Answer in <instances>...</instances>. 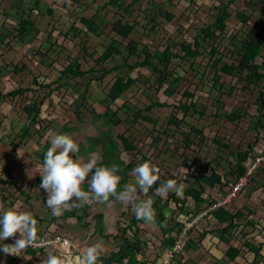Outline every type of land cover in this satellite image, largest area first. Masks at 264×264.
<instances>
[{
  "label": "rangeland",
  "instance_id": "rangeland-1",
  "mask_svg": "<svg viewBox=\"0 0 264 264\" xmlns=\"http://www.w3.org/2000/svg\"><path fill=\"white\" fill-rule=\"evenodd\" d=\"M107 1L0 0V36L4 40L20 16L28 17L35 22L34 27L23 37V43L18 42L17 39L9 38L11 44L0 42V92L7 93L21 87L31 88V91L24 94L15 97L7 96L5 100L0 97V119L7 127L11 126L15 129L7 128L5 131L3 127H0V139H2L0 140V171L5 167L12 169V175L18 176L17 182L22 184V189L25 192L22 193L16 185L11 184L10 178L7 180L10 185H6L7 183L2 185V182L7 178L6 173L0 175L3 180L0 185L4 187L6 194H9L5 208L9 206L19 211L36 212L40 216L42 221L37 225L38 234L53 231L54 235L69 236L83 250L93 244L101 243L104 246V255L110 257L113 250L117 251L119 246L125 245L122 238L111 236L115 233L121 234L122 230L110 218V216L117 218L121 211H125L124 208H120L124 205L115 198H111L110 202L105 204L90 199L87 201L91 203L89 208L87 206L81 209L75 207L78 214L82 210L84 211V218L80 221L77 217L66 219L62 215L53 216L51 209H40L39 201L40 197L43 199V193L37 188H31L34 182L24 183V175L19 176L18 164L30 163L33 169L29 171L35 172V179L39 170L38 167L36 168V164H39L40 155L44 151L43 139L50 133L48 127L54 129V133L47 136L48 138L53 136V139L57 135L54 134L59 131L63 123L75 124L76 128L70 136L78 143L87 146V137H93L95 132L103 127L104 119L111 118L114 121H119L117 126L109 124L112 126L113 132L115 134L123 132L131 140H136L135 145L137 149H142V154L151 153L153 147L155 148L153 143L157 142L156 145L161 152L156 151L155 154H158L171 168L165 177H171L173 174L185 185L183 181L186 174L193 176L214 167L216 170L226 173L224 187L206 186L205 196L209 199L217 197L229 186L234 177L230 173L235 165L232 152L245 151L249 145L253 144L252 158L255 155L264 154V117L257 110L258 91L264 87V81L258 85H247L243 80L239 83L238 76L222 74L220 82L223 83L224 90L221 93L218 92L211 82L215 71L209 67V50L216 46L222 52L225 62L237 64V56L232 53L236 46L229 37L235 35L240 41L246 35L253 37L260 32L264 23V14L261 9L264 0H257L258 5L254 10L255 13L251 15L247 24L240 22L236 15L237 12L251 14L246 0H141L132 6H129L131 0H126L122 11H118L113 6H105ZM221 1L223 3L232 1L230 2L231 16L226 21L227 32L224 34L218 31V36L215 39L205 43L206 50L201 48L204 53L194 60L175 57L170 63L159 64L162 69L172 72L176 80H173L172 77L169 81L159 85L157 79L159 74L153 72L152 69V66L158 61L153 58L142 65L144 57L129 55L126 45L130 39L139 42V49L147 44L152 51L156 48L163 50L168 43L173 41L192 42L202 27L216 21L214 7ZM49 7L52 8L53 15L49 14ZM97 11H99L97 22L105 28L102 33L97 25L88 29L80 21V17H93ZM168 12L174 15L173 19L166 17ZM122 17L134 24V29L128 39H123L111 30L112 23ZM111 43H114L121 53L114 55L105 63L98 64L96 58ZM235 43L238 42L235 41ZM173 51L174 53L181 52L178 47ZM68 56L78 57L84 70L91 66L100 67L101 65L106 68L119 66L120 69L108 74L102 80L97 79L99 73L91 72L83 78H74L71 75L63 74L62 71L67 64ZM257 61L262 62L260 57L257 58ZM16 65L18 67L25 65L26 67L17 72ZM262 69L264 70V66ZM118 75H131L136 78V83L119 99L113 101L108 94ZM50 89H53L54 92L47 98L44 95ZM77 89L81 93L86 90L83 99L79 97ZM186 90L195 93L192 102L196 103L197 111L191 109L190 114L183 120V113L177 107L189 102L183 96ZM31 98L37 99L36 101L44 99L40 116L41 127L48 126L41 129L40 136L33 130L32 139L23 143L20 137H14V133L25 122L27 114L24 112V108L28 106ZM160 102L167 104L163 107L154 106L151 110L146 109L148 104ZM123 104L131 108L130 114L125 112ZM141 109L143 115L151 117L156 122L134 119L133 113ZM234 110L240 117L232 120L229 116ZM105 111L107 116H103ZM98 113H101L102 117L98 118ZM173 114L184 121L181 127L176 128L175 125L169 124L168 120ZM259 120L262 121V127L259 125L257 129H254ZM94 124H97L98 127H95ZM190 126L200 129L201 134L197 135L192 132ZM184 131L192 132L189 137L193 139V144L190 147L183 144L182 132ZM257 135L260 140L255 143ZM2 136L4 137L2 138ZM215 138L221 141L220 145L214 142ZM13 139L18 145L16 150H12L10 145ZM120 148L121 158H124L125 162H127L126 159L137 164L141 162V156L137 150L125 151L122 145ZM92 153H97L101 157V147L96 145L94 151L83 159L86 161ZM10 155L11 159H5ZM184 157L190 159L187 164L183 163ZM190 180L192 179L190 178ZM128 182H134L133 175ZM155 187L158 186L153 187L154 192ZM187 189L188 187L185 185L183 191L178 195L182 196ZM86 191H88V186ZM148 194L140 195L142 199H151L152 201L158 197L156 195L157 197L152 198ZM186 199L187 210L190 213L195 212L197 209L194 200ZM173 207L175 208V206ZM116 208L118 209L116 210ZM232 209L234 211L243 209L246 214L238 237L246 238L254 245L259 246L264 241V169L258 170L249 187L233 201ZM178 211L180 210L166 209L168 216V220L166 219L164 222L166 227H171L175 223L174 218ZM99 213L103 214L106 221H104L102 231H98L94 221L95 215ZM125 215L123 214L122 217L126 224L136 216L133 211H128ZM112 221L115 223V227L109 228ZM206 221L207 219H203V223ZM51 222L53 223L51 224ZM50 224L52 227H49ZM137 225L141 229L139 236L147 240L148 248L144 256L147 259L149 255H154V260H149L147 264H163L162 255L167 245L163 243L159 246V243L165 238L160 226L156 223ZM208 226L207 224L202 226L193 234V242L197 245L199 253L196 248L185 249V251L183 249L184 254L181 251L172 264H178L185 257L187 258L186 264H222V260L225 259V244H220L216 239L210 237L199 242L203 231L211 229ZM106 234L111 237H106ZM122 235L123 233L120 236ZM126 236L132 242L135 241L133 230L126 231ZM148 241L152 246L148 244ZM232 243L240 245L235 240ZM55 247L56 249H54ZM80 247L78 248L80 249ZM215 247L218 251L214 249ZM67 248L68 246L64 242L51 246L50 249L54 250L50 252L73 258L74 252H70ZM22 253L19 257H22ZM5 255L0 251V264H3ZM78 255L76 254L74 257ZM39 256L41 259L38 257L36 263H32V259L28 258L27 260L24 257L20 258L17 264H42L45 257L42 254ZM254 257V253L243 251L242 256L230 264H248ZM261 257H264V247L261 250ZM260 264H264V260Z\"/></svg>",
  "mask_w": 264,
  "mask_h": 264
},
{
  "label": "trees",
  "instance_id": "trees-1",
  "mask_svg": "<svg viewBox=\"0 0 264 264\" xmlns=\"http://www.w3.org/2000/svg\"><path fill=\"white\" fill-rule=\"evenodd\" d=\"M139 2H141V0H131L129 6L135 5ZM230 2L232 1H229L228 3L226 2L223 3V1H221L219 5H216L214 7L216 10V21L211 25L209 24L205 27H202L200 31L197 32L192 42L188 43L187 41H181V42L173 41L171 43H168L163 50L156 48L154 51H152L147 44L144 45L142 49H139L138 48L139 42L134 39H130L126 45L129 55L132 54V55L144 57V61L142 62V65L150 61L153 58L156 59L158 62L155 65L152 64L153 65L152 69H153V72L159 74L157 77L159 85L165 83L166 81H169V79L173 77V73L167 72L166 69H162L161 67H159L160 66L159 64L160 63H170L174 57H180L186 60H194L198 56L202 55L204 53L203 51L206 50L207 48L205 47V43H208L210 40L215 39L218 36L217 34L218 31L224 34L225 32H227L226 31L227 29L226 21L231 16ZM246 4L251 9V14H246L245 12H237L236 14L237 19L244 24H247V22L250 20L251 15L255 13L254 10L258 5V1L257 0H246ZM125 5H126V0H108L105 6H113L118 11H122ZM261 9L264 14V5H262ZM48 12L51 15H53L54 13L51 7L48 8ZM98 15H99V11H97L93 15V17H85V16L80 17V21L88 29H91L93 25H97L98 28L101 29L100 33H102V31H104L105 28L101 26V24L99 25V23L97 22V19L99 17ZM166 17L169 19H173L174 15L168 12L166 13ZM34 25H35L34 20L28 17L26 18L24 16H20L18 22L14 25V28L8 33V37L4 40L0 36V42L1 43L7 42L8 44H11V41L8 40L9 38L13 40L17 39L18 42L23 43L22 41L23 37L29 33L30 29L34 27ZM133 29H134V24H132L129 21H126L122 17L121 19H118L112 23L111 30L115 32L117 35H119L120 37H122L123 39H128ZM229 38L231 42L236 46V49H234L232 53L233 54L235 53L237 56V59H238L237 64H228L227 62H225L223 59L222 52H220V50L216 46L211 47V49L209 50V54H210L209 67L210 69H212V71H215L211 79L212 86H214V88L220 93L224 90V85L222 82H220L222 78V74L238 76L239 83L241 82V80H243L245 84L247 85L249 84L258 85L260 82L264 81V70L262 69L264 66V23L262 24L260 32L256 33L253 37H251L250 35H246L244 39L240 41L237 39L235 35H230ZM235 41H237L238 43H235ZM176 47L180 49L181 53L173 52V48H176ZM201 48L204 50L201 51ZM120 53H121L120 49H118L114 43H111L109 46L106 47L104 52L96 58V62L98 64L105 63L109 61L110 59H112L114 55L120 54ZM258 57L261 58L262 60L261 63L257 61ZM25 67H26L25 65H23L22 67H18L16 65L15 70L17 72L22 71L24 70ZM118 69H120L119 66L106 68L101 65L100 67L91 66L89 69L84 70L82 69V64L80 63V60L78 57L68 56L67 64L63 69V74H69L73 77L83 78L90 72L99 73L100 75L97 76V79L102 80L105 76H107L108 74ZM173 80H176V77H173ZM134 83H136V78H134L131 75L116 76L115 81L110 88V91L108 94L109 97L113 101L119 99L120 96L125 91L129 90L134 85ZM28 91H31L30 87H21L15 90H11L7 93L0 92V97L4 98L5 100L7 96L15 97L19 94H24ZM53 92H54L53 89H50V91L48 93H45L46 95L44 96L48 98ZM77 92L79 93V97L83 99L84 94L86 93V90L81 93L80 90L77 89ZM167 92L170 93V91H167ZM183 96H185L189 100V102L187 101L179 105L177 108H179L182 111L183 120H184V118L190 114V110L193 109L197 111V107H196V103L192 102V98H194L195 96V93L193 91L186 90L183 93ZM36 100L37 99L31 98L30 102L28 103V106L24 108V112L27 114L25 119L23 117V119L25 120L24 124L21 126V128L18 131H16V133L13 132L14 137L16 138L20 137L23 143L26 140L32 139L33 130H35L40 136L41 129H44L45 127L48 126V125H43V127H41L42 121L40 119V116H41V112L43 109L44 99H42L41 101H36ZM166 104H167L166 102L151 103L146 106V109L151 110L154 106L163 107ZM123 106H124L125 112L130 114L131 108L128 105L123 104ZM257 110H258V113L262 114V116L264 117V87H262L259 90V94L257 98ZM142 111H143L142 109L135 111L133 113L134 119L147 120L148 122H156L151 117L143 115ZM97 116L102 117L101 113H98ZM103 116H107L106 111ZM239 117L240 116L237 115L236 110L232 111L229 116V118H231L232 120L239 118ZM183 120L178 119L177 116L173 114L170 116L168 122L169 124L175 125L176 128H179L182 126V124H184ZM117 122L119 121L114 122L111 120V118L105 120L106 124H111V123L116 124ZM259 125H261L262 127L261 120H259L256 123V125L254 126V129H257ZM0 127H3L5 131L7 130V128H13L11 126L7 127V125L4 124V121H2L1 119H0ZM75 128H76L75 124L68 125L66 123H63L59 131L56 132L54 135L56 134L57 135L59 134L71 135V133L75 130ZM189 128L190 130H192V132H195L197 135L201 134L200 129H196L193 126H190ZM48 130H50V133L47 136L54 133V129L52 127H48ZM100 132L101 134L103 133L104 136H101V135L98 136L96 133V135H93V137L91 136L87 137L88 138L87 147L83 143H78L79 149H80L79 156L81 157V156H84V155H87L93 152L95 149V146L100 145L101 150H102V159L100 161V165L101 166H104V165L111 166L112 164L119 165L122 168V172L119 173V175L122 176V181H121V186H122L123 184L126 183V179L128 178L129 175H131L130 173L133 171L135 166H137L136 162L131 161L129 163H125V161L121 159L118 153L117 142L114 136L112 135V133L110 132V130L106 132H102V131ZM192 132H185V131L182 132L183 144L187 147H190L193 142V140L189 137L190 133ZM47 136L43 139L44 140V151L40 155V158H39L40 162L39 164L38 163L36 164V168L37 167L39 168L38 173L41 170V166L43 165V162H44L43 161L44 154L46 153L48 148L51 147V140L53 136H51L50 138H48ZM3 137L4 136H2V138ZM118 138L120 139L125 150L127 151L137 150V153L141 154V156L143 157V160L141 163L145 161H150L157 166L168 164L161 157H159L158 154H155L156 151L161 152L160 150H158L159 148L157 147L158 145H156L157 144L156 141H155L156 144L153 143L155 148L153 147V150L151 151V153L147 155V154H142L141 153L142 149H137V146L134 144V141L131 140L124 133L119 134ZM259 140H260V137L257 135L255 138V143H258ZM214 142L217 145L221 144V141L218 140V138H215ZM10 145L12 146V150H16L18 148V145L14 141V139L12 140ZM150 146L152 147V145ZM251 150H254L253 144L249 145L248 149L245 151L232 152L234 154L235 165H234V169L230 170V173L240 175L245 171L246 164L250 163ZM9 157H11V155L5 159L7 160L11 159ZM73 158H77V157L73 155ZM188 160H189L188 157H184L183 163L186 164ZM22 165L25 169H22ZM18 168H19V176H21L24 172L33 169L31 168L30 163H24V162L22 164L21 163L18 164ZM167 170L171 171V168L167 167ZM2 173L7 174V178L4 183L1 181L2 179L0 177L1 179L0 182H2V185H5V183L10 185L11 183L13 185H16L22 193L25 192L22 189V187L19 185V183L17 182L18 176L12 175V169H8L6 167L4 169L1 168L0 175ZM8 178H10V183H8L7 181ZM190 178L193 179V182L190 181ZM168 179L176 180L177 177L172 174L170 178L162 177L161 181H167ZM186 181L190 183V185L187 191L183 192L182 196H178L175 193H168V198L161 199V200L158 199L156 201H153V208L156 210V214H157L156 221L159 224L160 226L159 228L160 230H162L163 234L171 232L172 229L174 228V227L168 228L164 225V221L166 220L164 209L168 207V204H170L171 201L182 203V207H180L179 209L183 211L184 205L187 201L186 198H188V196H191L192 199H194L196 203H199V201L202 198V194L205 191L204 185L214 187L218 184H222V176L216 171V169H212L210 174H206V171H203L201 172V174L196 175V176L187 174ZM30 183H33V182L30 181ZM41 183H42V177L39 173L35 179L34 185L31 186V188L34 187L36 189L37 188L36 186L40 188ZM87 186H88L87 184L83 186L85 191L87 190ZM157 186H159V182L157 183ZM40 189H41V193H43L42 195L43 199L41 198L40 203L43 205L44 204L46 205L47 199H48V193L44 189L42 188ZM153 192H154V189H151L149 191L150 194L148 195L153 194ZM158 197L160 198V196ZM7 200L8 198L6 196L0 198L1 202H7ZM86 206L89 208V205L85 203V205L83 204L81 206H78V209L84 208ZM76 211L77 209H75V207H70L69 209L64 210L61 215L64 216L66 219L77 217L78 221L82 220L84 218V215H83L84 211L82 210L80 214H78ZM240 214L241 213H238L237 215H240ZM32 215L37 219L38 223H41L42 219L40 218L39 215H37L36 212H32ZM213 216L215 220H217L220 224L222 225L226 224V225L219 228L217 232L216 231L214 232L204 231L203 235L211 234L212 236H215L217 240L221 243L229 242L230 239L227 237V235L232 234L233 229L236 227L235 223L232 222L235 216L228 213V211L224 209H219L217 211H214ZM110 218H112L113 221L118 224L119 229H121L123 233L122 236H120L122 233L121 234L118 233V235L115 233V235H111V236L122 238L123 241L125 242V245L119 246V249L117 251L113 250L111 252L110 257H102L103 264H137V262H141L142 264H145L143 261H141V259L145 258L144 254L148 247H147V240H144L139 236L141 229H140V226L137 224H140L138 221L140 219L133 217V219H131V221L126 224L123 222V217L120 214L117 215V218L111 217V216ZM94 221L96 222L95 225L98 231H102L103 230V226H102L103 214L99 213L95 215ZM141 222H144V221H141ZM52 223L53 222H51V224ZM51 224L49 227H52ZM129 230H133V236L135 238V241L133 242L130 240L128 236H126V231L128 232ZM48 233L52 236L54 235L53 231L48 232ZM111 236L106 234V237L110 238ZM165 242L169 243L170 240L167 239L165 240ZM148 244L150 245L149 241H148ZM244 245L247 250L253 252L254 254H256V256H260L259 247L253 245L247 240L244 241ZM235 248L236 247L231 245V246H228L226 250L225 254L228 256L230 261H234L236 257L238 256V251ZM54 249H56V247ZM54 249L48 250L46 248H33V249L29 248L23 251L24 254L22 253L21 258L26 257V258L32 259L34 257H37L39 254H43L44 256H46V254L48 253L54 254V252H50V251H53ZM18 260H19V255L18 256L9 255L5 258L3 264H16L18 263Z\"/></svg>",
  "mask_w": 264,
  "mask_h": 264
},
{
  "label": "clouds",
  "instance_id": "clouds-1",
  "mask_svg": "<svg viewBox=\"0 0 264 264\" xmlns=\"http://www.w3.org/2000/svg\"><path fill=\"white\" fill-rule=\"evenodd\" d=\"M74 78H78V77H74ZM105 120L106 119H104L103 127L100 128L101 130L96 131L95 135L97 133L98 136L99 135L104 136V134L103 133L101 134L100 131L106 132L110 130L115 140L117 141L118 153L120 155L121 152L120 145H122V143L118 138V135L122 134L123 132H118L115 134L112 130V126L106 124ZM94 125L95 127H98L97 124ZM112 125L117 126L118 122ZM133 141L135 144L136 140ZM79 151L80 149L78 142L75 141L70 135L59 134L56 135L51 140V147H49L46 153L44 154V159H43L44 162L43 165L41 166V170L39 171L42 177V183L40 185V188L44 189L48 193L46 207L51 209L53 216H59L62 214L64 210H67L70 207L81 206L83 203L84 205L85 203L90 205L91 203L87 202L90 199L94 200L97 203L105 204L110 202L111 198H115L122 205H124L120 208H124L125 211H121L119 213L120 215L123 214L125 215L128 213V211H133V213L136 215L134 217L140 219L138 220L140 224H144L145 222L147 224L156 223L157 225H159L156 221L157 214H156V210L153 208V201H156L158 199L161 200L168 198L167 195L168 193H175L178 195L183 191L185 185L186 187H189L190 185V183L186 181V176L184 177V181H183L185 185L182 184V181L179 179L176 180L168 179L167 181H161L162 177L166 178L165 174L169 172L167 170V167L169 166L167 164L157 166L150 161H145L141 163L143 157L141 156V154H139L141 156V162L139 164L136 163L137 166H135L133 171L130 173L131 175L134 176V182L132 183L128 182V180L131 178V175H129L128 178L126 179V183L121 186L122 176L119 175V173L122 172V168L119 165L112 164L111 166H107V165L101 166L100 161L102 159V155L100 157V155L97 153H92L90 157L85 161L83 158L86 157L88 154L80 157ZM73 155H75L77 158H73ZM257 156L260 155H255L253 156V158L252 157L250 158V163L246 164L245 171L242 174L240 175L233 174L234 177L232 179V182H230L229 186L226 189H224L222 193L218 194L217 197H213L212 199L206 197L205 192H206V186L208 185H204L205 191L202 194V198L199 201V203H196L195 200L193 199L197 209L195 212L190 213L187 210V206H186L187 201L184 205L183 211L179 209L180 207H182V203L171 201L170 204H168V207L164 209L165 215H166V209H171V210L174 209L180 211H178V214H176L174 218L175 223L172 224L171 226L174 227L172 231L163 234L165 236V238L163 239L164 241L167 239L170 240L169 243L166 242L167 245L166 246L167 248L165 247L166 254L164 252L162 255L163 264H165L166 262L172 264V261L181 251H183V249L184 251L185 249L188 250L190 248L197 249L198 248L197 245L193 242V234H195L196 231L200 229L202 226L206 224L209 225L208 228L211 229L206 231H212V232L214 231L217 232L219 228L225 226L226 224L223 225L220 224L217 220H215L213 216V212L219 209H224L228 211V213L235 216L232 222L235 223L236 227L233 229L232 234L227 235L230 241L227 243L225 242L221 243L217 240L215 236L208 234V235H202L199 238V242H202L208 237L214 238L220 244L226 245L225 253L228 246L232 245L236 247L235 249L238 251V256L236 257V259L242 256L243 251H249L246 249L244 245V241L246 240L249 241V240L246 238L243 239L241 236L238 237V235H240L239 234L240 230H242L240 228L243 227V219L246 218V214L244 213L243 209H238L234 211L232 209V204L233 201H235L239 197V195L249 187L251 180L256 176L258 170L264 169V163H261L259 166L258 165L254 166L253 176L251 177L249 183L244 187H242L241 190L235 196H229V193L230 191H232L233 187L238 182L239 177L246 174V172L251 167H253V162ZM126 161L127 162L125 163L131 162L127 159ZM189 161L190 159L188 160V162ZM212 169H215V167L209 168V170L206 171V174H210ZM93 170L95 171L93 172ZM216 171L222 176V184H218L212 188L224 187L226 184V179L224 178L226 173L224 174L218 170ZM199 174H201V172ZM190 181L193 182V179ZM158 182H159V186L155 187V192L154 194H151V197L155 198L157 197L156 195H158L160 196V198L157 197L153 201L151 199H142L140 194H144V195L148 194L149 191L153 189V187L157 185ZM85 184L88 185V191L84 190L83 186ZM20 186L22 187L21 183ZM8 195L9 194H6L4 187L3 186L1 187L0 185V198L5 196L8 198ZM188 198L192 199L191 196H188ZM40 201H41V197H40ZM5 203L6 202L0 201V243H1L0 251L6 254L5 255L6 258L9 255L18 256L26 249H29L30 248L29 246H32L35 243L36 239L40 237V235L43 234L44 232L38 234V227H37L38 221L32 215V213L27 211H19L10 208L9 206H6L5 208ZM173 206H175V208ZM117 209L118 208H116V210ZM238 213L241 214L237 215ZM166 219L168 220L167 215H166ZM203 219H207V221L203 223ZM104 221H105V217L103 216V222ZM108 227L109 228L115 227V223L112 221ZM11 237H14L15 240H12ZM233 240L238 241L240 245L233 244L232 243ZM72 242L74 246L72 247L68 246L67 250H69L70 252H74L73 256L79 254L77 257L70 258L63 255L48 253L43 259L42 264H103L102 257H107L104 255V246L101 243H96L87 247L85 250H80L77 247V243H75V241ZM161 245H163V243H161ZM257 247L260 248V256H256V254H254L255 256L254 259L252 260L251 263L248 264H260L264 260V257H261V250H263L264 241L260 243V245ZM48 250H52V249L48 248ZM184 251L182 253H184ZM224 255H225V259L222 261V264H230L231 262H234L236 260L235 259L234 261H230L228 256L226 254ZM20 258L21 257H19V259ZM144 259H146V257Z\"/></svg>",
  "mask_w": 264,
  "mask_h": 264
},
{
  "label": "built area",
  "instance_id": "built-area-1",
  "mask_svg": "<svg viewBox=\"0 0 264 264\" xmlns=\"http://www.w3.org/2000/svg\"><path fill=\"white\" fill-rule=\"evenodd\" d=\"M261 163H264V155L257 156L253 162V167H251L246 174L243 176L239 177L238 182L236 185L233 187L232 191H230L229 196H235L242 187L247 185L253 176V170L254 166H259ZM12 240H15L14 237H11ZM67 246H74L72 240L62 234H56V235H50L48 232H44L43 234L40 235L35 241V243L32 246H29L30 248H50L51 246H55L61 243H64ZM74 248V247H73ZM165 264H169V262H166Z\"/></svg>",
  "mask_w": 264,
  "mask_h": 264
},
{
  "label": "crops",
  "instance_id": "crops-1",
  "mask_svg": "<svg viewBox=\"0 0 264 264\" xmlns=\"http://www.w3.org/2000/svg\"><path fill=\"white\" fill-rule=\"evenodd\" d=\"M22 163H23V162H22ZM22 163H21V164H22ZM22 169H25V168L22 166ZM27 170H28V169H27ZM38 174H39V173H38ZM23 175H24L23 178L25 179V182H28V181L35 182V179H36V177H35V179H34L35 172H32V171H29V170H28V171L24 172ZM3 176H4V175H3ZM28 176H31V177H28ZM1 181H3V180H1ZM4 182H5V181H3V183H4ZM19 185H20V183H19ZM37 189L41 191V189H40L39 187H37ZM38 201H39V200H38ZM40 202H41V201H39L40 209H41V208L45 209V208H46V205H45V204L43 205V204H41ZM40 209H39V210H40ZM102 226H104V222H103V221H102ZM161 243H165V244H166V242H165L164 240H162V242L159 243V246H161ZM77 246L80 247V246L78 245V243H77ZM150 246H152V244H150ZM78 249H79V248H78ZM214 249H215L216 251H218L217 247H215ZM214 249H213V250H214ZM76 250H77V249H76ZM80 250H83V249L80 247ZM196 250H197V252L199 253V250H198V249H196ZM64 252H65V251H64ZM165 254H166V252H165ZM182 254H184V253H182ZM72 256H73V255H72ZM38 257H39V258H38ZM44 257H45V256H44ZM37 258H38V259H41V257L38 255L37 257L32 258V260H31L32 263H36L37 260H38ZM73 258H74V256H73ZM149 260H152V261H153V260H154V255H149V257H148L147 259H144V258H143V260H141V261H143V262L146 264ZM186 260H187V258L185 257L184 260L179 261V264H186V262H185ZM223 260H224V259H223ZM223 260H222V261H223ZM137 264H142V263H141V262H137ZM148 264H149V263H148Z\"/></svg>",
  "mask_w": 264,
  "mask_h": 264
},
{
  "label": "bare ground",
  "instance_id": "bare-ground-1",
  "mask_svg": "<svg viewBox=\"0 0 264 264\" xmlns=\"http://www.w3.org/2000/svg\"><path fill=\"white\" fill-rule=\"evenodd\" d=\"M33 249V248H32ZM50 249V248H49ZM42 250V249H41Z\"/></svg>",
  "mask_w": 264,
  "mask_h": 264
}]
</instances>
